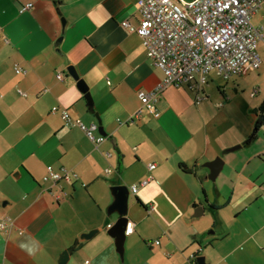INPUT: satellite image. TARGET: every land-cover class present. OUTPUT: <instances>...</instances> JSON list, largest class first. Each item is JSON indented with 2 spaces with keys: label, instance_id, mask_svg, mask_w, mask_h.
<instances>
[{
  "label": "crops",
  "instance_id": "obj_1",
  "mask_svg": "<svg viewBox=\"0 0 264 264\" xmlns=\"http://www.w3.org/2000/svg\"><path fill=\"white\" fill-rule=\"evenodd\" d=\"M253 19L264 32V3ZM124 20L139 23L138 0H0V219L15 222L0 232V264H59L67 249V264H196L198 252L207 264H264V127L246 143L264 96L237 88L250 71L231 79L236 94L224 89L216 111L206 87L211 73L196 89L169 87L160 117L144 108L133 122L139 90L152 89L164 73ZM17 65L28 72L17 73ZM70 65L88 83L93 107ZM199 94L205 98L197 103ZM56 105L87 124H98V115L106 133H96L108 139L97 148L53 112ZM217 157L224 168L214 181L205 163ZM50 165L78 177L45 181ZM149 178L131 191L135 230L122 258L108 232L118 218L108 213L112 187ZM194 203H204L214 227L224 229L205 237ZM92 230V238L82 237Z\"/></svg>",
  "mask_w": 264,
  "mask_h": 264
},
{
  "label": "built area",
  "instance_id": "obj_2",
  "mask_svg": "<svg viewBox=\"0 0 264 264\" xmlns=\"http://www.w3.org/2000/svg\"><path fill=\"white\" fill-rule=\"evenodd\" d=\"M263 3L264 0H138L139 23L124 20L122 25L141 36L148 57L164 77L152 89L139 90L141 106L130 120L139 119L144 108L160 117V95L169 87L196 89L209 82L212 72L229 81L259 69L264 64V32L263 27L254 23L253 16ZM32 7L33 3H27L21 11ZM16 71L28 72L18 65ZM64 77V72L58 73L60 80ZM258 93L256 88L252 96ZM204 98L199 94L197 103ZM59 111L67 126L83 129L97 148L108 139L107 135L96 133L98 124H87L67 108L53 107V112ZM108 156L112 153L108 152ZM156 166L150 164L151 169ZM107 171L111 173L113 168ZM77 177L69 169L57 170L50 165L44 180L61 183ZM150 179L134 184L131 191L136 194ZM14 224L10 217L0 219V232L10 230ZM134 230L135 222L130 219L126 234Z\"/></svg>",
  "mask_w": 264,
  "mask_h": 264
},
{
  "label": "water",
  "instance_id": "obj_3",
  "mask_svg": "<svg viewBox=\"0 0 264 264\" xmlns=\"http://www.w3.org/2000/svg\"><path fill=\"white\" fill-rule=\"evenodd\" d=\"M70 73L74 75L76 78H78V86L80 89L86 94V98L88 99L89 105L94 106V98L89 90V85L86 82L85 79L79 78L78 72L76 71L75 67L70 65L68 67ZM98 117V128L101 132L106 133L104 130V127L102 125L101 118ZM97 124V123H96ZM239 145L238 147H240ZM235 147V148H238ZM234 149V148H233ZM205 166L210 169L209 178L212 180H216L218 176L220 175L221 171L224 168V159L222 157H217L216 159L205 163ZM112 193L115 197L114 202L108 209V213L110 215H113L115 213L118 214V218L115 221V223L112 225V227L109 229V234L115 238L117 250L122 258H124L125 250H126V240L128 235L126 234V230L128 227V222L130 221L129 217V208H130V195H131V189L128 185H115L112 187ZM205 214V205L204 203L199 204L195 208L194 215L196 217H200ZM98 230H92L88 233H84L82 235L83 238L90 239L92 238ZM70 258V250L67 249L64 251L63 256L61 257L59 264H67ZM197 264H207L206 262V256L201 255L197 257Z\"/></svg>",
  "mask_w": 264,
  "mask_h": 264
},
{
  "label": "rangeland",
  "instance_id": "obj_4",
  "mask_svg": "<svg viewBox=\"0 0 264 264\" xmlns=\"http://www.w3.org/2000/svg\"><path fill=\"white\" fill-rule=\"evenodd\" d=\"M187 1H191V0H187ZM254 21V19H253ZM260 69V68H259ZM261 70L258 69H252L250 70V72L243 76L241 79H239V87H238V82L236 81L234 83V80H230L227 81L221 77H217L215 75V72L213 73V78L210 81V84L207 85V94L209 96V104H211L212 109L214 111L217 110V108L220 106V104L223 102L225 103V97L223 92H221V90H226L228 96L229 95H235L236 94V88L235 85H237V88H239V92L241 94L246 95L247 97H250L252 95V92L256 89V88H260L262 90V93H258L257 95H263L264 96V73L262 75L259 74ZM221 88V90H220ZM222 103V104H223ZM194 105L197 106V104L194 101ZM137 201L136 197L131 194L130 195V202L133 201ZM210 213V212H209ZM229 220L230 225H233L235 223L233 216L231 215L230 211H225L224 213ZM113 215H117V213L113 214ZM226 219V220H227ZM196 225L198 226V230H203L202 233L205 234V237H212L215 234L212 232H215L216 229H224L225 226H223V224H221V226L219 225L218 227H214L213 223H212V216L211 214H204L200 217H196ZM223 226V227H222ZM109 228V225H108ZM216 228V229H215ZM221 233V232H219ZM201 234V233H200ZM207 247V245H206ZM204 255V254H203ZM205 256V255H204Z\"/></svg>",
  "mask_w": 264,
  "mask_h": 264
},
{
  "label": "trees",
  "instance_id": "obj_5",
  "mask_svg": "<svg viewBox=\"0 0 264 264\" xmlns=\"http://www.w3.org/2000/svg\"><path fill=\"white\" fill-rule=\"evenodd\" d=\"M221 90V88H220ZM221 92H223V90H221ZM92 110H94V108H92ZM264 127V100L263 102L259 105L258 108H256V123H255V130L254 132L248 137L246 143L250 144L253 141H255L258 137H259V132L260 129ZM139 200V199H138ZM140 204L144 205L145 204L139 200ZM197 203H194V207H197ZM79 243H76L71 250H76L78 247ZM201 256L200 252L195 254L196 257V264H197V257Z\"/></svg>",
  "mask_w": 264,
  "mask_h": 264
}]
</instances>
